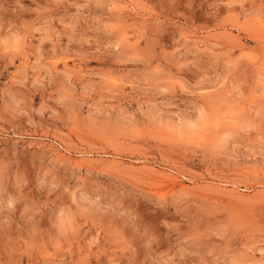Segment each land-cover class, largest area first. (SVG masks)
<instances>
[{"label":"rangeland","instance_id":"1","mask_svg":"<svg viewBox=\"0 0 264 264\" xmlns=\"http://www.w3.org/2000/svg\"><path fill=\"white\" fill-rule=\"evenodd\" d=\"M0 264H264V0H0Z\"/></svg>","mask_w":264,"mask_h":264}]
</instances>
